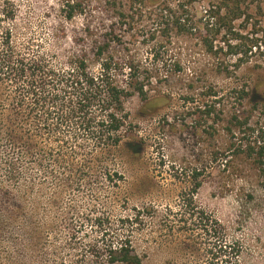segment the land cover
<instances>
[{"label": "rangeland", "instance_id": "1", "mask_svg": "<svg viewBox=\"0 0 264 264\" xmlns=\"http://www.w3.org/2000/svg\"><path fill=\"white\" fill-rule=\"evenodd\" d=\"M62 1L0 0V68L11 52L56 69L83 55L97 73L90 42L96 25L89 16L66 21ZM142 20L120 31L119 50L139 62L155 91L125 102L131 132L122 144L96 148L73 124L48 135L40 126L54 122L41 110L26 127L37 133L38 147L25 138L10 147L0 138V264H107L106 246L127 236L141 264H220L215 241L233 247L231 264H264V195L244 153L251 130L264 122V44L229 77L194 37L141 29ZM16 81L0 73L7 92ZM209 83L232 98V87L246 84L251 129L227 131L232 101L202 105L199 88ZM23 141L32 146L24 149ZM200 211L213 220L214 236L196 226Z\"/></svg>", "mask_w": 264, "mask_h": 264}, {"label": "trees", "instance_id": "2", "mask_svg": "<svg viewBox=\"0 0 264 264\" xmlns=\"http://www.w3.org/2000/svg\"><path fill=\"white\" fill-rule=\"evenodd\" d=\"M60 5L66 21L80 15L91 17L95 23L90 42L98 71L90 72L83 55H71L63 68L56 69L38 59L31 58L25 63L24 58H14L11 52L0 68L1 80L8 83L17 80L18 84L8 92L0 86V138L10 147L24 138L38 147L34 140L37 133L26 127H30L27 124L30 113L39 116L40 110L54 122L50 125L45 119L40 126L48 135L55 127L73 124L85 140L95 139L96 148L115 149L123 143L125 135L131 132L125 102L134 96L146 101L155 91L149 76L139 75V62L125 48L119 50L123 37L120 31L134 29V17L143 19L141 29L154 32L173 29L194 37L200 53L214 63L217 72L229 77L249 63L253 51L264 44V0H63ZM91 6L101 14L91 12ZM89 25L86 28L90 29ZM176 68L179 70L178 64ZM25 79L28 81L24 82ZM44 88L46 92L40 91ZM199 89L204 99L202 105L210 102L212 107H222L232 101L228 132L251 129L250 115L243 110L249 98L246 84L232 87L233 98L220 93L211 83ZM46 100L51 103L47 108ZM93 111L97 114H92ZM250 136L244 144V153L259 172L264 195V122L252 129ZM132 144L136 142L128 141L127 146ZM23 146L28 149L32 145L23 141ZM204 216L200 211L195 224L205 234L214 236L213 220ZM216 242V263L231 264L232 256L236 255L233 247ZM106 247L107 264H141L128 236L118 246L109 243Z\"/></svg>", "mask_w": 264, "mask_h": 264}]
</instances>
